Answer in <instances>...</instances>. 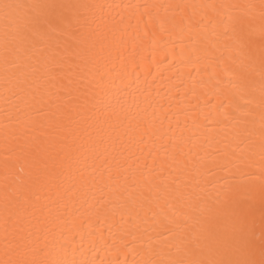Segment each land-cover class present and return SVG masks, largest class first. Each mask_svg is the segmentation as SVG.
Returning <instances> with one entry per match:
<instances>
[{
  "label": "bare ground",
  "instance_id": "bare-ground-1",
  "mask_svg": "<svg viewBox=\"0 0 264 264\" xmlns=\"http://www.w3.org/2000/svg\"><path fill=\"white\" fill-rule=\"evenodd\" d=\"M7 2L40 7L0 15V261L260 260L264 0Z\"/></svg>",
  "mask_w": 264,
  "mask_h": 264
},
{
  "label": "snow or ice",
  "instance_id": "snow-or-ice-1",
  "mask_svg": "<svg viewBox=\"0 0 264 264\" xmlns=\"http://www.w3.org/2000/svg\"><path fill=\"white\" fill-rule=\"evenodd\" d=\"M40 7L39 5H29L22 3H10L7 0L0 2V15L4 21L5 26V41L7 43L8 37L11 35L15 37L21 26V22H24V26L27 28L29 26H34L39 23V18L32 17L31 11L34 8ZM98 9H103V5L94 6ZM261 15L264 17V4H262ZM242 40L247 41L249 49L255 47V41L250 36H241ZM261 53L264 55V34H262L261 43H260ZM260 212L261 219L264 220V190L261 193L260 199ZM256 213V206L254 203H242L239 207V214L241 220L244 224H248L254 220ZM243 240V250L248 258L246 259H219L209 261L208 264H264V243L261 244L262 258L260 260L255 259V246L256 242L251 232V229H247L245 234L242 237ZM34 251L43 252L44 249H36ZM0 264H66L64 261L60 260H32V261H11L5 260L0 261ZM145 264H155L153 261H146ZM168 264H203V262H194V261H169Z\"/></svg>",
  "mask_w": 264,
  "mask_h": 264
}]
</instances>
